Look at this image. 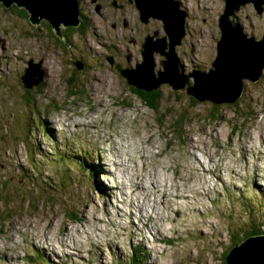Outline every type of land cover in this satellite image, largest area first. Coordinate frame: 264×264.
Instances as JSON below:
<instances>
[{
    "label": "rangeland",
    "instance_id": "obj_1",
    "mask_svg": "<svg viewBox=\"0 0 264 264\" xmlns=\"http://www.w3.org/2000/svg\"><path fill=\"white\" fill-rule=\"evenodd\" d=\"M181 2L188 31L175 48L178 71L208 72L224 0ZM237 13L260 38L264 13L251 3ZM52 32L0 3V264H225L232 235L264 228V67L233 103L159 84L153 111L117 70L142 61V43L130 54L120 32ZM163 59L154 53L156 75ZM29 61L43 72L39 89L24 86Z\"/></svg>",
    "mask_w": 264,
    "mask_h": 264
},
{
    "label": "water",
    "instance_id": "obj_2",
    "mask_svg": "<svg viewBox=\"0 0 264 264\" xmlns=\"http://www.w3.org/2000/svg\"><path fill=\"white\" fill-rule=\"evenodd\" d=\"M157 2L144 0L139 9L142 17L157 16L162 19L165 35L157 40L151 37L144 40L141 50L143 59L135 68H122L120 65L117 68L120 76L134 89L151 91L162 83H168L173 88L187 85V93L197 100L233 103L240 97L243 80L253 81L261 75L264 67V28L260 38L248 35L236 12L241 5L251 3L255 12L261 15L264 13V0H224L223 11L218 17L220 36L212 68L208 72L194 70L187 74L182 72L184 67L175 50L184 35V12L176 7H171L172 11L167 10L168 6H161ZM0 3L6 8L12 4L24 8L31 24L46 19L58 37L62 36V27L77 26L79 22L78 0H0ZM175 15L179 19L174 18ZM155 52L164 56L161 63L165 71L158 75L154 74ZM77 65L78 68L82 64L77 62ZM178 67L182 69L181 72ZM190 76L194 78L192 84L188 81ZM22 78L25 87L38 86L43 79L39 64L29 61ZM225 264H264V234L252 235L231 247L225 257Z\"/></svg>",
    "mask_w": 264,
    "mask_h": 264
},
{
    "label": "flooded vegetation",
    "instance_id": "obj_3",
    "mask_svg": "<svg viewBox=\"0 0 264 264\" xmlns=\"http://www.w3.org/2000/svg\"><path fill=\"white\" fill-rule=\"evenodd\" d=\"M143 1L144 0H78V25L62 27L60 31L61 35L64 36H61L60 38L67 37L70 33L76 34V37H79L85 28H89L94 31L95 35H98L105 40H109V38L112 37H118L117 34L120 32L127 38L128 45L134 46V48H130V54L134 51L139 53L141 43L144 42L147 37H151L152 40H157V38L159 39L163 35L162 19L157 16L142 17L139 7H141ZM181 1L182 0H158L157 4L168 6L166 9L168 8L167 10L170 11H172L171 7H176L181 11L183 10L184 15L182 17V22L186 34V31H188L186 23L188 9L186 6L182 5ZM3 8L26 12L24 8H19L14 4L9 8L4 6ZM174 18L179 19V16L175 15ZM41 21H44L48 31L52 32L49 22L47 20ZM107 25L114 30V33H112L110 29L108 30ZM96 28H99L102 33L99 34L96 31ZM63 31L67 33L64 34ZM184 38L185 36L183 39ZM128 58L130 59V56H128ZM112 61L113 60L111 59V63ZM74 64L77 65V62ZM131 88L134 89L132 86Z\"/></svg>",
    "mask_w": 264,
    "mask_h": 264
},
{
    "label": "trees",
    "instance_id": "obj_4",
    "mask_svg": "<svg viewBox=\"0 0 264 264\" xmlns=\"http://www.w3.org/2000/svg\"><path fill=\"white\" fill-rule=\"evenodd\" d=\"M63 32H64V34L67 33V32L65 33V31H63ZM59 40H60V38H59ZM40 86H42L41 83L38 85V89ZM133 91H134L135 95L139 98V100L144 105H146L149 109H151L153 111H157L159 109V101L161 100L162 96H161V92L158 88L151 90V91H145V90L144 91H138V90H134V89H133ZM76 93L77 92H75L73 94H76ZM194 99H196V98H194ZM180 115H182V114H180ZM164 116H165V114L162 115V117H164ZM172 126L175 128L174 131H180L181 127L183 126V118L180 116L177 117L176 120L173 122ZM78 165L79 166L81 165L82 167H84V163H82L81 161L78 163ZM257 234H264V228H262V225H259L257 223H251L247 226H244L241 229L240 233L238 232V234L232 235V238H233L232 242L230 243L228 248H226V250L224 251V255H223V259H222L224 261V263H225V257L227 255L228 251L231 249V247L239 244L241 241L245 240L246 238L250 237L251 235H257ZM137 250L139 252L142 251V250H139V248ZM140 263H141L140 258H136L135 256H132L129 259V264H140Z\"/></svg>",
    "mask_w": 264,
    "mask_h": 264
},
{
    "label": "bare ground",
    "instance_id": "obj_5",
    "mask_svg": "<svg viewBox=\"0 0 264 264\" xmlns=\"http://www.w3.org/2000/svg\"><path fill=\"white\" fill-rule=\"evenodd\" d=\"M154 18H157V17H154ZM143 44H144V42H142V46H141V50H142V48H143ZM176 48V47H175ZM159 53V52H158ZM141 54H142V52H141ZM161 54V53H160ZM162 55V54H161ZM163 56V55H162ZM143 59V58H142ZM32 62V61H31ZM142 62V61H141ZM141 62H137L136 63V66L139 64V63H141ZM162 66H163V64L162 63H160ZM118 65H120L121 67H122V65L121 64H118ZM135 66V67H136ZM155 66H156V63H155V65H154V74H155ZM135 67H127V68H135ZM122 68H124V67H122ZM212 68V67H211ZM210 68V69H211ZM209 69V70H210ZM159 71V73H161V72H164L165 71V67L163 66V69H159L158 70ZM190 78H191V76H190ZM260 78V76L256 79V80H251L252 82H255V81H257L258 79ZM100 81V80H99ZM100 84H103V81L102 82H99ZM160 87V86H159ZM158 87V88H159ZM103 89V88H102ZM78 124H80L81 125V122H77ZM83 123H84V126L85 125H88L87 123V121H84L83 120ZM77 124V125H78ZM86 127V126H85ZM107 139V141H108V138H106ZM117 146V145H116ZM193 147V146H192ZM195 148V147H194ZM114 151H117V152H119L120 151V149H118V148H116V147H114ZM122 153V152H121ZM117 155V154H116ZM13 158H17V156H12ZM131 159V158H130ZM129 160V159H128ZM133 161V160H132ZM116 165V164H115ZM131 167V166H130ZM132 168V167H131ZM138 169H140V168H138ZM139 174V173H138ZM203 175V174H202ZM142 176H145V175H142ZM150 179V180H149ZM148 180L151 182V183H156V182H158L159 180H156L154 177H149L148 178ZM201 181H204V179H202L201 178ZM134 186H138V182L137 183H134L133 182V187ZM176 186V185H175ZM147 191H149V193H151L150 195H154V192L152 191V190H150V189H147ZM182 195V194H181ZM182 197V196H181ZM118 198V197H117ZM148 200H149V198H147ZM140 209H142V208H140ZM144 209L145 210H147V208L144 206ZM143 210V209H142ZM128 213V212H127ZM131 213V212H130ZM152 214H154V216H152ZM157 215V214H156ZM155 215V211H153L152 213H150L148 216H147V218L148 219H150V220H152V217H155L156 216ZM143 216H146V215H143ZM153 221V220H152ZM139 227V226H138ZM141 227V228H140ZM139 228H138V231L139 232H141L140 234H141V240L142 241H145V239H146V236L144 235V233H145V229H149L148 228V226L146 225V223L145 222H143V225L142 226H140ZM158 229V228H157ZM150 230V229H149ZM69 235V234H68ZM65 236V235H64ZM68 237V236H67ZM63 240V239H62ZM142 241H141V243H142ZM48 242V241H47ZM46 244H48V243H46Z\"/></svg>",
    "mask_w": 264,
    "mask_h": 264
}]
</instances>
